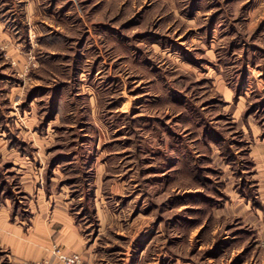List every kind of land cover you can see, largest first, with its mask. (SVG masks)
Here are the masks:
<instances>
[{"label": "rangeland", "instance_id": "rangeland-1", "mask_svg": "<svg viewBox=\"0 0 264 264\" xmlns=\"http://www.w3.org/2000/svg\"><path fill=\"white\" fill-rule=\"evenodd\" d=\"M52 208L89 264H264V0H0V226Z\"/></svg>", "mask_w": 264, "mask_h": 264}, {"label": "crops", "instance_id": "crops-1", "mask_svg": "<svg viewBox=\"0 0 264 264\" xmlns=\"http://www.w3.org/2000/svg\"><path fill=\"white\" fill-rule=\"evenodd\" d=\"M6 223L4 220L0 226V242L9 245L18 256L36 261L48 258V248L53 243L67 252L89 254L86 240L66 210L52 208L49 214L40 216L34 227L25 230L29 231L28 235L22 227Z\"/></svg>", "mask_w": 264, "mask_h": 264}, {"label": "built area", "instance_id": "built-area-1", "mask_svg": "<svg viewBox=\"0 0 264 264\" xmlns=\"http://www.w3.org/2000/svg\"><path fill=\"white\" fill-rule=\"evenodd\" d=\"M260 244L264 246V237L260 240ZM49 257L44 259L42 264H89L76 252H67L59 246L52 244L48 248Z\"/></svg>", "mask_w": 264, "mask_h": 264}]
</instances>
